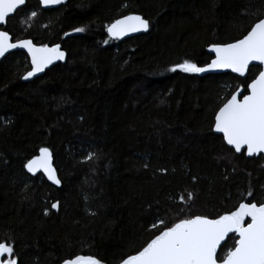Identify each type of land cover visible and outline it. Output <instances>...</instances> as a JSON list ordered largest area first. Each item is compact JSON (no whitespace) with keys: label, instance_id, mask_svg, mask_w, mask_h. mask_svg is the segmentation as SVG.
<instances>
[{"label":"trees","instance_id":"1","mask_svg":"<svg viewBox=\"0 0 264 264\" xmlns=\"http://www.w3.org/2000/svg\"><path fill=\"white\" fill-rule=\"evenodd\" d=\"M130 14L148 33L111 41L107 27ZM259 18L264 0H68L52 10L26 0L2 30L13 42L59 44L67 59L28 83L24 54L0 63V241L14 240L18 264L76 255L120 264L154 237L160 217L216 218L249 190L264 202V159L236 154L213 131L256 69L244 79L170 71L207 65L208 47L237 41ZM42 147L60 188L25 170ZM187 192L190 209L178 200Z\"/></svg>","mask_w":264,"mask_h":264},{"label":"snow or ice","instance_id":"2","mask_svg":"<svg viewBox=\"0 0 264 264\" xmlns=\"http://www.w3.org/2000/svg\"><path fill=\"white\" fill-rule=\"evenodd\" d=\"M26 0H0V24H5ZM45 7L60 5L64 0H40ZM32 12L30 17H35ZM149 22L139 15H129L117 19L107 27L109 36L114 39L135 32H147ZM76 31L83 32V28ZM14 49H26L31 57V71L23 79L28 80L43 72L50 64L63 60L65 53L57 45L52 48L35 47L31 40L13 42L6 30H0V58ZM209 51L215 58L207 67L185 61L170 69L184 73H204L214 70H230L240 77H246L255 68L257 74L245 84L247 94L238 99L239 91L231 95L215 115L214 132L222 134L224 143L235 153H246L248 157L264 154V18H259L246 35L235 42L212 45ZM255 62V63H254ZM250 65L252 68H250ZM89 155L88 159H91ZM264 158V157H261ZM25 167L35 176L46 174L48 180L60 185L56 169L53 167L52 152L47 147L39 149V155L30 159ZM195 182V178H193ZM242 201L233 210L216 218L206 216H184L176 222L160 217L152 224L157 229L153 238L122 261V264H264V202H254L253 192L242 194ZM253 197V199H247ZM194 193L178 196L179 203L190 209ZM52 208H58L54 203ZM184 207L180 211L183 212ZM47 211L45 215H47ZM246 221H248L246 223ZM234 234L233 247L227 251L221 248L222 242ZM219 250V251H218ZM223 253V254H221ZM0 264H18L15 256V242L11 238L0 241ZM63 264H101L99 259L89 255H76L67 258Z\"/></svg>","mask_w":264,"mask_h":264},{"label":"water","instance_id":"3","mask_svg":"<svg viewBox=\"0 0 264 264\" xmlns=\"http://www.w3.org/2000/svg\"><path fill=\"white\" fill-rule=\"evenodd\" d=\"M39 3H40V0H37ZM68 2V0H64V3L63 4H60V5H52V6H48V7H45L44 5H42L41 3H40V5H41V8L42 9H44V10H52V9H57V8H59V7H61V6H63V5H65L66 3ZM25 4H26V2H25ZM25 4L24 5H22V6H20L14 13H12V14H10V16L7 18V20L9 19V18H11V17H13L15 14H16V12L17 11H19L21 8H23L24 6H25ZM130 15H139V14H130ZM127 16H129V15H127ZM139 16H141V15H139ZM126 16H124V17H122V18H120V19H123V18H125ZM142 17V16H141ZM143 18V17H142ZM144 19V18H143ZM7 20H6V23H7ZM6 23L5 24H0V30H2V28L6 25ZM114 23V22H113ZM111 25V24H110ZM109 25V26H110ZM148 31H149V29H148ZM148 31L147 32H143V31H141V32H135V33H130L129 35H126V36H124V37H122L121 39H114V38H112L111 36H109V34H108V32H107V29H106V34H107V36L109 37V39L111 40V41H114V42H122V41H125V40H127V39H130V38H133V37H136V36H139V35H144V34H147L148 33ZM25 40V39H24ZM29 40V39H28ZM21 41V40H20ZM16 42H18V41H16ZM33 43V42H32ZM33 45L35 46V47H45V46H38V45H35L34 43H33ZM57 45H59V44H57ZM57 45H53V46H48V45H46V47H48V48H52V47H55V46H57ZM60 46V50L61 51H63L64 53H65V57H64V59L63 60H57V61H55L54 63H52V64H50L47 68H45V70L43 71V72H40V73H37L35 76H33V77H31V78H29L28 80H25V79H23V77L29 72V71H31V68H32V65H31V57L29 56V54H28V52H27V50L26 49H14V50H11L9 53H6V55H5V57H7L8 55H10V54H12V53H22V54H24L27 58H28V61H29V67H30V70L22 77V82H24V83H28V82H32L33 80H35L36 78H39V77H41L42 75H44L45 74V72L47 71V70H49L50 68H52L53 66H55V65H58V64H65L66 63V59H67V55H66V52L64 51V50H62V48H61V45H59ZM211 47V46H210ZM210 47H208L207 48V53L209 54V55H211L212 56V59H214L215 58V54L214 53H212V52H210L209 51V48ZM4 57V58H5ZM4 58H0V63H1V61L4 59ZM211 59V60H212ZM211 63V61L208 63V64H210ZM255 63V62H254ZM207 64V65H208ZM207 65H205V66H203V67H207ZM252 66L250 65V68H251ZM261 70H264V65H259L258 66ZM225 73H230V74H232L233 76H235V77H238V78H240V79H244V78H246L247 77V75H246V77H240V76H238V74H236V73H232L230 70H214V71H209V72H204V73H198L199 74V76H201V77H203V76H206V75H219V74H225ZM240 92V91H239ZM236 93V92H235ZM234 93V94H235ZM241 93V92H240ZM238 99H242V93H241V95L240 96H238ZM214 123H215V119H214ZM213 129H214V126H213ZM214 131V130H213ZM216 135H218V136H221L222 137V134H219V133H216V132H214ZM229 147V146H228ZM234 151V150H233ZM237 154V153H236ZM246 154V153H245ZM39 155V151H38V154L36 155V156H38ZM239 155V154H238ZM53 156V155H52ZM247 156V155H246ZM35 157V156H34ZM34 157H32V158H34ZM248 157V156H247ZM259 157H264V154H261V156H253V157H248V158H259ZM31 158V159H32ZM264 159V158H263ZM53 167L55 168V166H54V159H53ZM56 169V168H55ZM25 170H26V172L30 175V176H33L31 173H29L28 171H27V169H26V167H25ZM56 173H57V170H56ZM39 174H41L45 179H46V181L50 184V185H52V186H54V187H56V188H60L61 187V183H60V185H55V184H53L50 180H48V178H47V176H46V174H44L42 171L41 172H38L35 176H37V175H39ZM57 178L59 179V177H58V173H57ZM60 180V179H59ZM232 235H234V234H229V237L230 236H232ZM228 238H226V240H227ZM226 240L224 241V242H222V245L221 246H223L224 245V243L226 242ZM219 251V250H218ZM61 264H63V263H61ZM120 264H122V262L120 263Z\"/></svg>","mask_w":264,"mask_h":264},{"label":"rangeland","instance_id":"4","mask_svg":"<svg viewBox=\"0 0 264 264\" xmlns=\"http://www.w3.org/2000/svg\"><path fill=\"white\" fill-rule=\"evenodd\" d=\"M77 33H80V32H78V31H77V32H75V34H77ZM240 92H241V90H240Z\"/></svg>","mask_w":264,"mask_h":264},{"label":"flooded vegetation","instance_id":"5","mask_svg":"<svg viewBox=\"0 0 264 264\" xmlns=\"http://www.w3.org/2000/svg\"><path fill=\"white\" fill-rule=\"evenodd\" d=\"M40 4V3H39ZM41 6V5H40ZM64 6V5H63ZM44 10V9H43ZM242 96H243V94H242ZM246 222H248V221H246Z\"/></svg>","mask_w":264,"mask_h":264}]
</instances>
